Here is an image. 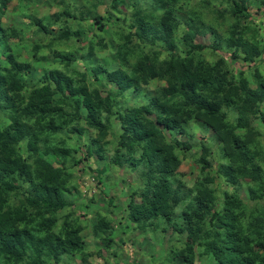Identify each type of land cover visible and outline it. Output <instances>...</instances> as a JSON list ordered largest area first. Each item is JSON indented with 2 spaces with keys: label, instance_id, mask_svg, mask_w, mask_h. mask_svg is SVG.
I'll use <instances>...</instances> for the list:
<instances>
[{
  "label": "rangeland",
  "instance_id": "374dc122",
  "mask_svg": "<svg viewBox=\"0 0 264 264\" xmlns=\"http://www.w3.org/2000/svg\"><path fill=\"white\" fill-rule=\"evenodd\" d=\"M4 1L6 4L4 10L0 8L2 25L0 64L5 67L10 66L7 58L12 55L24 64L25 69L27 66L31 69L30 74L34 79V81L27 80L28 82L23 79L27 86L22 91H15L16 85L12 90L7 89L10 102L18 104L16 94L21 103H27L30 93L45 84V81L38 82L41 76L48 75L51 70L59 69L66 77L73 80L75 87L84 84L82 77L87 74L85 85L88 86V90L98 91L102 100H106L110 94L108 100H112L113 103V108L106 106L107 108L101 113L102 123L107 129V134L101 138L99 131L88 119L86 109L82 108V111H78L73 107L74 101L82 99V96L67 98L65 108L67 123L72 128L84 129L85 133L77 132L72 135L68 148L73 150V154L72 151L64 154L60 151H64L61 142L67 137L65 132L61 131L54 135L42 132L41 126L45 123V119L40 116L41 114L37 111L28 115L20 111H9L6 109V99H0V128L8 126L12 113H16L21 117L20 124L23 122L29 130L31 129L28 136L20 142L10 140V144L13 145L8 147H14L13 154L6 153L4 156L0 153L7 166L13 167L12 170L7 169L11 172H4L0 186L15 184L23 187L19 191L20 197L27 195L25 192L40 197L41 190L45 194L51 190L50 193L55 199L61 197L67 202V205L57 213L53 209L49 213L46 209L43 215L47 217L40 216L35 223L37 227L42 225L38 229L47 232L46 234L52 230L45 236L48 242H44L43 235L37 233L39 238L29 240L22 245L25 259L18 264H34L30 261L37 254L38 249L46 248V244L54 247L60 244V241L63 243L65 239L67 243L71 241L76 243L75 246H69L72 247L71 252L64 253L58 258H53V253L49 252L50 258L46 264H217L212 253L213 247L206 248L201 245L202 239L195 243L189 234L190 229L180 231L177 227H186L187 223H192L197 226L200 233L206 228L202 242L206 244L208 241L205 239L211 240L216 237L215 232L209 230L214 224L211 217L223 206L226 192L234 199L237 198L241 205L238 209L245 215L258 216L260 210L264 208V200L254 198L250 191L253 185L250 179L239 178L237 184H231L229 182L231 179L227 175L220 174L221 164L228 162L227 155L223 153V146L221 147L220 142L215 138L212 129L205 128L202 122L194 120L189 126L188 136H194L193 145L201 146L204 142L207 146L205 148L210 150L207 158L209 165L207 175L209 188L216 191L217 205L209 209L210 213H205L204 226L202 221L198 224L201 216L198 218L194 215L192 219L186 217L188 208L196 203L195 197L198 196L199 186L204 185L202 179L200 180V168L193 161V157L200 155L204 147L196 146L177 170L178 176L171 178L169 183L173 190H178L183 196L172 212L174 223L159 214L158 217L153 215L144 225V229L133 227L137 223L135 224L130 217V207L133 204L137 208L144 205L149 171L144 164H134L133 161H139V154L118 144L123 133L117 116L118 110L124 111L145 104L152 97L162 98L159 96L160 92L172 88L173 85L168 78H153L148 84L142 83L133 91L121 92L120 87L112 83L108 74L118 69L128 70L131 73V69L124 67L115 57L116 53L107 47L104 48L103 45L113 43L119 49H124L128 45L135 47L137 53L145 51L152 53L154 50L159 54L158 60L164 61L167 55L171 54L164 40L155 39L153 44L147 41L135 45L139 44L137 38L127 42L122 33L116 34L114 30H122L125 36H129L138 28H129L137 11L148 15V22L151 25L161 24L166 11H169L172 14L169 16V22L180 24L174 31L177 51L184 50L182 37L189 31L187 22H192L194 30L197 28L196 41L207 45L217 44L220 48L219 54L227 59L231 69L237 72L250 71L252 63L249 60L243 61L242 57L232 58L235 48L230 44L236 43L234 26L239 24L242 26V23L233 20V2H246L245 5L249 7V18L245 23H249L250 27L243 33V37L247 43L258 42L259 48L264 51V8L261 0H175V4L166 9L155 0H125V6H120L117 4L118 1L116 3L114 0ZM115 4L118 5L120 12L113 9ZM151 15H158V19L152 20ZM98 18L101 22H97ZM100 24L105 25L103 30ZM43 27L47 29V33L42 29ZM154 30L153 28L152 31ZM59 39L63 40L59 41ZM91 43L94 45L93 51H89ZM37 45L42 48L41 52L35 54ZM45 45L46 47L50 45L51 49H45ZM204 54L211 62L217 57L208 50ZM66 58L72 61L69 65L64 63ZM136 60L137 57H130V66L135 65ZM97 67H101L103 71L98 79L93 72ZM25 69L24 71L27 72ZM55 99H63V97L57 94L51 98V101L54 102ZM28 108L33 109L30 106ZM221 109L228 115L229 124L238 127L240 124L248 123L256 128L261 135L255 133L252 139L256 145L250 144V146L251 149L262 147L264 152V107L261 106L257 113L252 114V110L248 112L242 110L240 104L232 108L229 103L224 102ZM155 115L152 114V117ZM165 132L168 140L173 139L174 133L169 130ZM11 133L17 135V131ZM93 139H97L99 141L97 143L103 146L98 149L100 150L98 155L95 152L88 154L87 145ZM71 154L79 161L77 165H73ZM117 155L120 157V163L115 161ZM260 162L263 163L262 160ZM42 164L45 165L42 167ZM47 168L61 172L64 176L72 175L73 178L70 180L68 176L65 186L56 188L52 183L44 182L42 179V174ZM67 181H69L68 185ZM258 192L262 194L264 190ZM18 203L20 204L19 201ZM34 208L38 209L36 206ZM199 214L202 215L203 212ZM185 247H188L185 257H177L176 253Z\"/></svg>",
  "mask_w": 264,
  "mask_h": 264
},
{
  "label": "trees",
  "instance_id": "16d2710c",
  "mask_svg": "<svg viewBox=\"0 0 264 264\" xmlns=\"http://www.w3.org/2000/svg\"><path fill=\"white\" fill-rule=\"evenodd\" d=\"M174 1L155 0L165 9L174 5ZM114 2L120 6H125V0H114ZM261 2L264 8V0ZM245 4L246 2H233V20L242 23V26L240 24L234 26L236 43L230 45L235 48L232 54L233 59H241L242 57L243 61L249 60L252 63L250 71L237 72L233 68L232 70L227 59L219 54L220 48L217 44L207 45L196 41L197 28L194 30L192 22H187L189 31L182 37L184 50L177 51L175 49L174 31L180 24L169 22V16L172 15L169 11H166L162 23L156 25H151L148 22V15L137 11L129 28H138L135 33L129 36H125L122 30H114L116 34L122 33L127 42H132L134 38H137L139 44L135 45H141L147 41L153 44L155 39L164 40L167 49L171 52L164 61L158 60L159 54L154 50L152 53L148 51L137 53L135 47L128 45L124 49L116 48L113 43L103 45L104 48L107 47L116 53L115 57L122 62L124 67L131 69V73L128 70L118 69L112 74H108L112 83L120 87L121 92L133 91L139 88L142 83L148 84L153 78H168L173 85L172 88H166L160 92L161 95L159 94V96L162 98L152 97L145 104L124 111L118 110V120L123 129L118 144L120 147H126L131 152L139 154V161H133L134 164H144L149 171L147 180L149 183L144 192V205L137 208L133 204L130 207V217L135 224L137 223L133 227L138 226L144 229V225L150 218L153 215L158 217L159 214L174 223L172 212L183 199V196L178 190H173L169 183L171 178L178 176L177 170L184 163V159L188 158L187 155L193 152V147L196 146L204 147L200 155L193 157V161L200 168V180L202 179L204 185L199 186L198 196L195 197L196 203L188 208L186 217L192 219L194 215L198 218L201 216L198 224L202 221L204 226L205 213H210L209 209L217 205L216 191L209 188L207 175L209 172L207 158L210 150L205 148L207 146L204 142L201 146L193 145L194 136H188L189 126L194 120L202 122L205 128L212 129L216 135L215 138L218 139L221 147L223 146V153L227 155L228 162L221 164L220 174L227 175L231 179L229 181L231 184H237L239 178L250 179V182L253 183L250 191L254 198L264 200V193L259 194L258 192L264 190V152L262 147L251 149L250 146V144L256 145L252 139L254 134L258 133L259 135L260 133L248 123L240 124L238 127L229 124L228 115L221 109L224 102L229 103L232 108L240 104L242 110H246L245 112L252 110V114L257 113L261 106L264 107V51L259 48L258 42L255 44L247 43L243 37V33L250 27L249 23H245L249 18V7ZM5 5V1L0 0L2 10H4ZM114 6L113 9L120 12L117 8L118 5L115 4ZM151 17L152 20L158 19V15H151ZM97 22H101V19L98 18ZM0 27L2 30L1 23ZM104 27L105 25L100 24L101 30ZM152 27L155 29L154 32ZM42 29L46 33L48 32L45 27ZM199 33L201 32L199 31ZM61 40L63 39H59V41ZM46 46L45 49H51L50 45ZM41 48L42 46L37 45V53L35 52V54L41 52ZM163 48L165 51L164 45ZM93 50L94 45L91 43L89 51ZM207 50L217 56L212 62L205 58L204 53ZM130 57H137L135 65L130 66ZM7 60L10 66L5 67L0 64V99H6V109L9 111H20L27 115L37 111L41 114L40 116L45 119V123H42L41 126L42 132L53 133L49 135L61 131L65 132L67 137L61 142L64 151L60 152L67 154L72 151L73 154V150L68 148L70 147L71 136L77 132L79 134L85 133L84 129L72 128L67 123L66 100L72 96H82V99L74 101V109L82 111V108H85L88 119L99 131L100 137H105L107 129L102 123L101 113L103 109L107 108L106 106L113 108L112 100H108L111 95L109 94L106 100H102L98 91L88 90V86L85 85L87 74L84 78L82 77L84 84L81 87H75L73 80L66 77L59 69L51 70L48 75L41 76L38 82L43 83L45 81V84L30 93L27 103H21L15 94L18 104H13L10 102L7 89L12 90L16 85L15 91H22L27 86L23 79L26 81H34V79L30 74L31 69L28 66L25 69L24 64L16 60L14 56L10 55ZM41 60H47V58H41ZM70 62L72 61L66 58L64 63L69 65ZM93 72L96 79L103 74L101 67H97ZM57 94H61L63 99L51 101V98ZM156 96H158L157 92ZM176 100H179L180 103ZM29 106L33 109H29ZM152 114L156 115L152 117ZM248 114L250 115V113ZM8 121V126L3 127L4 129L0 128V153L4 156L6 153L13 154L14 147H8V145H13L10 144V140L18 143L31 131L25 123L21 122L20 124L21 117L16 113H12ZM166 130L174 133L173 139L168 140ZM12 131H17V135L12 134ZM97 142H99L97 139H93L87 145L89 155L93 152L97 155L100 154L98 149L103 146ZM72 154L70 159L73 161V165H77L79 161ZM115 161L120 163L118 155ZM44 165L42 164V167ZM8 168L13 169V167L7 166L3 158L0 157V180L4 172H11L7 170ZM68 176L70 175L64 176L61 172L47 168L42 174V179L44 182L52 183L56 188H62L65 186ZM71 178H73L72 175L70 180ZM68 184L69 181H67ZM44 186L47 189V186ZM22 189L23 187L15 186V184L0 186V264L23 262L25 255L22 245L29 240L39 238L37 233L43 235L44 242H48L45 236L52 230L49 229L51 231L46 234L47 232L38 229L42 225L37 227L35 223L41 215L45 214L46 209L49 210V213H51V209L57 213L67 205L63 198L55 199L50 193L51 190L47 194L41 190L40 197H34L27 192L25 193L28 196L24 194L20 197L19 191ZM132 201L134 203V198ZM35 206L38 207L37 210H35ZM240 207L237 198L234 199L226 192L223 206L213 213L211 218L214 220V224L209 227L210 231L215 232L217 238L205 239L208 241L206 244L202 243L206 228L201 233L197 226L192 225V223H187L186 227L179 226L177 228L180 231L190 229L189 234L195 243L202 239L200 240L201 245L206 248L213 247L212 253L215 255L217 264H264V208L260 210L258 216H253L245 215L239 210ZM200 212L203 214L200 215ZM66 240H63V243L60 241V244L54 247L46 244V248L37 250V254L32 257L30 262L46 264L50 258L49 252L53 253V258L71 252L72 247L69 246H75L76 243L74 241L67 243ZM49 247L51 248L49 249ZM187 250L188 247H185L182 251H178L176 256L185 257L184 254ZM207 256L210 257V255Z\"/></svg>",
  "mask_w": 264,
  "mask_h": 264
}]
</instances>
